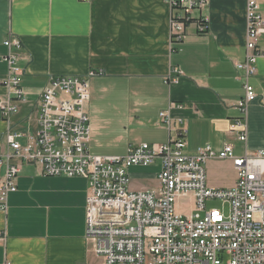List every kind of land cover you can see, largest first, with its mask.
Instances as JSON below:
<instances>
[{"label": "crops", "instance_id": "crops-1", "mask_svg": "<svg viewBox=\"0 0 264 264\" xmlns=\"http://www.w3.org/2000/svg\"><path fill=\"white\" fill-rule=\"evenodd\" d=\"M245 11L246 0H207L194 12L207 20L206 31L191 22L180 41H171L165 0H0V99L10 97L3 41L11 36L20 41L12 51L23 69L24 93L23 99L11 96L16 113L4 117L0 110V146L7 131L20 133L21 143L36 132L40 93L50 76L101 70L89 81L85 105L91 154L123 155L130 145L164 143L182 126L187 153L206 144H231L237 155L264 149V33L248 78L258 99L244 115L237 108L244 95V72L235 64L246 59ZM161 111L170 116V128ZM236 119L246 123L244 142L229 131ZM24 125L33 132L22 131ZM159 167L158 161L130 167L129 188L157 189ZM205 169L210 187L236 180L230 161L210 159ZM141 175L153 176L156 187L135 184L132 178ZM16 185L0 210V264H102L86 236V179L45 175L22 162Z\"/></svg>", "mask_w": 264, "mask_h": 264}, {"label": "built area", "instance_id": "built-area-1", "mask_svg": "<svg viewBox=\"0 0 264 264\" xmlns=\"http://www.w3.org/2000/svg\"><path fill=\"white\" fill-rule=\"evenodd\" d=\"M165 1L171 8V41H180L191 22L200 32L206 31L207 20L201 14L194 17V12L202 10L207 0ZM260 2L246 0V59L235 64L244 72V95L237 103L242 115L258 99L248 78L255 74L262 53ZM3 44L8 49L3 83L10 97L0 99V110L9 117L18 110L11 96L24 97L19 84L23 69L12 51L20 41L11 36ZM101 73L50 76L40 93L36 132L24 143L20 133L5 132V146H0V210H6L9 193L17 189L20 163H32L45 175L86 179V236L102 264H264V149H244L237 155L231 144L220 149L206 144L187 153L182 126L164 143L130 145L123 155L91 154L85 105L90 99L89 81ZM159 117L170 128L168 113L161 111ZM229 131L240 141L247 138L242 119L234 120ZM210 159L230 161L236 171L232 186L207 185L205 165ZM156 161L158 188L131 190L129 168ZM179 197H191L190 215L176 212ZM211 200L220 201L221 208L207 209Z\"/></svg>", "mask_w": 264, "mask_h": 264}, {"label": "rangeland", "instance_id": "rangeland-1", "mask_svg": "<svg viewBox=\"0 0 264 264\" xmlns=\"http://www.w3.org/2000/svg\"><path fill=\"white\" fill-rule=\"evenodd\" d=\"M28 127H26V125H24L22 131H27ZM33 132V126H30V129L27 131V133H31ZM133 182L135 184H143V182H148L150 184L151 187H156V181L155 178L153 176H151L150 178H147V176L145 175H141V176H134L133 178ZM222 179L224 181H227L228 177L226 174H223ZM221 202L218 200H211V201H207L206 205H207V209L210 208H221ZM191 207H192V199L191 197H179L176 202H175V209L176 212L178 214H183V215H190L191 214Z\"/></svg>", "mask_w": 264, "mask_h": 264}]
</instances>
